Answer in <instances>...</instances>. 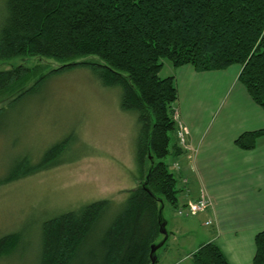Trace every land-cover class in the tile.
Segmentation results:
<instances>
[{
	"label": "trees",
	"instance_id": "16d2710c",
	"mask_svg": "<svg viewBox=\"0 0 264 264\" xmlns=\"http://www.w3.org/2000/svg\"><path fill=\"white\" fill-rule=\"evenodd\" d=\"M0 6V59L38 55L61 63L46 72L23 65L0 70V100L13 104L52 73L81 66L103 85L118 86L121 109L136 114V160L140 175L148 164L147 170L105 229L100 258L102 264H149L164 223L160 203L179 205L177 179L163 159L184 152L174 117L175 78L159 76L163 59L198 72L239 66L238 81L264 110V0H0ZM87 56L98 61L77 60ZM261 135L264 129L244 131L234 144L251 150ZM66 144L51 145L38 162L18 160L0 183L56 165ZM109 204L99 199L44 220L39 264H69ZM17 243V234L2 235L0 256ZM254 246L247 264H264V229ZM190 261L231 264L212 241L201 243Z\"/></svg>",
	"mask_w": 264,
	"mask_h": 264
},
{
	"label": "rangeland",
	"instance_id": "374dc122",
	"mask_svg": "<svg viewBox=\"0 0 264 264\" xmlns=\"http://www.w3.org/2000/svg\"><path fill=\"white\" fill-rule=\"evenodd\" d=\"M77 60L98 61L93 56ZM18 65L46 72L61 63L38 55L0 59V70ZM172 67L163 59L159 76H168ZM120 93L118 86H105L88 67L78 66L52 73L34 92L13 104L0 100V107H4L0 114V180L13 171L18 160L38 162L51 145L67 139L56 165L0 183V237L10 233L18 236L15 248L0 256V264H39L44 220L107 198L108 209L69 263L102 264V235L128 190L144 179L148 165L140 175L136 114L121 109ZM186 133L184 127L177 131L180 142ZM163 160L177 179L180 190L176 195L182 206L188 185L175 164L181 161L171 153ZM160 204L166 232H160L157 239V244L165 242L155 250L154 264H191L190 253L210 229L204 223V213L192 215L183 209L179 214L166 200Z\"/></svg>",
	"mask_w": 264,
	"mask_h": 264
},
{
	"label": "crops",
	"instance_id": "0c3cea01",
	"mask_svg": "<svg viewBox=\"0 0 264 264\" xmlns=\"http://www.w3.org/2000/svg\"><path fill=\"white\" fill-rule=\"evenodd\" d=\"M239 70L232 65L198 72L185 64L168 72L177 87V131L187 130L184 141L177 136L184 152L176 156L181 164L175 161L188 185L181 205L201 196L209 200L197 213L210 227L200 244L215 242L231 264L252 260L254 236L264 229V135L251 150L234 144L242 132L264 129V110L238 81Z\"/></svg>",
	"mask_w": 264,
	"mask_h": 264
},
{
	"label": "built area",
	"instance_id": "2783aa9c",
	"mask_svg": "<svg viewBox=\"0 0 264 264\" xmlns=\"http://www.w3.org/2000/svg\"><path fill=\"white\" fill-rule=\"evenodd\" d=\"M209 206V201L205 197H201L200 199H197L196 201H192L187 203L186 205L178 206L177 212L179 214L183 213V209L186 210L188 214H197ZM209 222H206L208 224Z\"/></svg>",
	"mask_w": 264,
	"mask_h": 264
},
{
	"label": "water",
	"instance_id": "95a60500",
	"mask_svg": "<svg viewBox=\"0 0 264 264\" xmlns=\"http://www.w3.org/2000/svg\"><path fill=\"white\" fill-rule=\"evenodd\" d=\"M164 223L161 224V227H160V232L165 234V228H164ZM163 242L161 241L160 243L158 244H155V245H152L150 247V253H149V258H150V263L149 264H154L155 263V260H156V256H155V250L162 244Z\"/></svg>",
	"mask_w": 264,
	"mask_h": 264
}]
</instances>
